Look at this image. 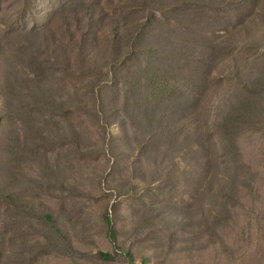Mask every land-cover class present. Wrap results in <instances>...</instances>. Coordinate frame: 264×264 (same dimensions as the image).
Listing matches in <instances>:
<instances>
[{
  "label": "rangeland",
  "instance_id": "374dc122",
  "mask_svg": "<svg viewBox=\"0 0 264 264\" xmlns=\"http://www.w3.org/2000/svg\"><path fill=\"white\" fill-rule=\"evenodd\" d=\"M138 21L168 51L146 44L153 66L168 68L166 26L214 40L247 26L257 38L264 0H0V264H131L126 252L135 264H264V90L244 95L259 121L232 129L235 153L217 162L223 172L229 160L231 181L219 191L195 127L161 145L152 110L135 103L142 89L108 70L114 30ZM257 53L237 59L252 90ZM193 60L185 71L199 80L208 64Z\"/></svg>",
  "mask_w": 264,
  "mask_h": 264
},
{
  "label": "trees",
  "instance_id": "16d2710c",
  "mask_svg": "<svg viewBox=\"0 0 264 264\" xmlns=\"http://www.w3.org/2000/svg\"><path fill=\"white\" fill-rule=\"evenodd\" d=\"M253 5L256 9L258 8L257 3ZM132 24V26H121L114 30L112 40L108 41V43L111 42L110 45H113L109 72L117 81H122V86L128 92H132L137 86L138 89H142L135 103H140L139 106L142 108L140 110H152L156 120L148 124L152 128L150 137L152 134L161 136L162 139L159 141L161 145H164L162 142L165 136V139L172 138L174 142L182 136L183 131L188 130L190 134L191 129L195 127L194 133L199 139L193 143L204 151V161L208 169L206 172L210 175V182L213 180L218 185L219 191H225L231 181V170L227 163L231 161L230 155L235 153L231 138L232 129L238 122L251 125L259 121V119L254 120L259 115L252 107L249 97L244 95H253L264 90V64L255 70L257 75L252 81L259 90H252L248 84L240 85L238 81L241 76L238 57L246 54L251 47H256L258 53L255 59L264 61V47L254 43L256 40L264 44V25L255 30L260 35L257 38L247 26H238L228 34L219 37V40L189 32L184 26H166L170 32V38L174 41L171 51L176 55L170 57V67L159 68L153 66L152 57L155 55L146 53L148 48L145 45L151 46L158 53L162 49L168 54L161 44V39L154 38L155 35L147 37L146 30L139 32L141 28L138 26L139 21ZM134 33H137L136 36ZM226 38H235L236 45L224 53L222 43ZM129 41H134V44L129 45ZM167 41L171 42L169 39ZM155 43L159 46H154ZM114 44L117 45V49ZM120 44L122 45L119 46ZM198 49L204 52L195 53L194 51ZM127 53H129L128 57H126ZM197 54L200 56L193 60ZM141 56L147 59L143 64L139 63ZM191 60L208 64L206 73L202 74L199 80L185 71L186 65ZM227 60L233 61V66L222 72L219 71ZM216 79L226 85V89L221 94L219 91L211 90ZM141 81H144V88L141 87ZM180 105L184 107L185 112L181 111ZM125 107H129L127 102ZM220 155H225L226 158L230 156L224 165L227 169L223 172L218 170L217 162ZM219 180H222L220 185L217 184ZM106 222L108 238L114 243L116 232L113 224L109 218ZM100 255L106 260L113 259V254L108 252H101ZM126 255L130 263L135 264L131 254L126 252ZM141 264H145L144 261Z\"/></svg>",
  "mask_w": 264,
  "mask_h": 264
}]
</instances>
